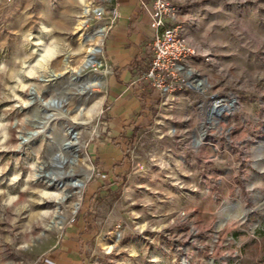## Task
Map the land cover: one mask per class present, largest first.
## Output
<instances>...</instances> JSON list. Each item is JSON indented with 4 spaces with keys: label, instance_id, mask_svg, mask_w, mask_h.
I'll return each mask as SVG.
<instances>
[{
    "label": "rangeland",
    "instance_id": "1",
    "mask_svg": "<svg viewBox=\"0 0 264 264\" xmlns=\"http://www.w3.org/2000/svg\"><path fill=\"white\" fill-rule=\"evenodd\" d=\"M112 1L0 0V264H264V0H181L205 55L191 61L198 88L158 93L140 123L134 114L118 126L109 82L87 99L69 81L82 56L63 67L81 34L111 17ZM87 6L103 13L84 16ZM99 59L88 75L108 69L109 79ZM213 93L237 102L209 124ZM51 99L65 115L43 131ZM81 110L90 123L74 127L79 152L63 170L92 175L58 229L44 220L55 205L42 178L60 174L55 153Z\"/></svg>",
    "mask_w": 264,
    "mask_h": 264
},
{
    "label": "crops",
    "instance_id": "2",
    "mask_svg": "<svg viewBox=\"0 0 264 264\" xmlns=\"http://www.w3.org/2000/svg\"><path fill=\"white\" fill-rule=\"evenodd\" d=\"M180 1L177 0L179 6ZM113 8L118 9L116 19L112 18ZM110 13L108 21L100 26L107 29L102 48L106 66L111 72L108 79L109 99L113 104L111 122L117 126L122 122L131 124L134 120L130 119L136 114V123H140L146 107L158 98L156 94L159 93L142 78L151 61L150 17L138 0H113Z\"/></svg>",
    "mask_w": 264,
    "mask_h": 264
},
{
    "label": "built area",
    "instance_id": "3",
    "mask_svg": "<svg viewBox=\"0 0 264 264\" xmlns=\"http://www.w3.org/2000/svg\"><path fill=\"white\" fill-rule=\"evenodd\" d=\"M140 7L150 17L151 38L149 48L151 61L142 78L156 89L162 98L170 99L176 93L198 88L197 81L191 79L194 72L192 60L205 57L191 42L182 22V9L177 0H138ZM99 13L98 15H101ZM118 9H112L116 19ZM106 34L107 29L105 27ZM233 94L213 93L207 107V122L229 117L236 109Z\"/></svg>",
    "mask_w": 264,
    "mask_h": 264
},
{
    "label": "bare ground",
    "instance_id": "4",
    "mask_svg": "<svg viewBox=\"0 0 264 264\" xmlns=\"http://www.w3.org/2000/svg\"><path fill=\"white\" fill-rule=\"evenodd\" d=\"M102 11L103 9L101 7L90 9L87 6L83 10V15L88 16L90 12H93L95 15H98ZM83 23L84 21L81 22V24ZM105 33L106 31H104V27L94 26L92 29H89L87 32L81 34V47L78 52L76 54L68 52L63 60V67L64 69H66L65 71H72L70 68H68V65L72 61V58L75 57V55L82 56L78 61V66L75 67L74 71L71 72L72 75L69 81H75L80 84L78 90L81 95L86 96L87 99L88 96L91 94L90 90L95 89L97 87H101L108 81V69L102 70V73L100 75H94L92 77L88 75V71L92 69L95 64L102 66V61L99 59V55L103 53V48L99 45V43L103 40ZM52 51L53 50H51V52ZM51 52L48 51V53H46L47 55L42 56V60L44 62L50 59V57H52L53 52ZM50 77L52 78L46 79L47 82H52L53 79L58 77V74H52L50 75ZM40 97L41 94H39L35 89L34 98L39 99ZM60 107H58L57 109L54 108V110H57L58 113H52L50 112V110L53 109V107L48 105V103L45 104L44 109L47 112V121H45L43 131L45 130V127L49 125L50 121L55 120L60 115H65L64 106L61 105ZM83 115L89 118V116L91 115V111L83 114L81 110L79 112L78 117H73L74 125L71 126L73 128L69 127L65 130L66 133L60 142L59 149L55 153V157H57L58 160L56 169L60 172V174L58 176H52L50 174H47L45 177L42 178L43 182L47 185L48 188L54 189V192L46 193L45 198L55 205V209L51 213H46V215H44V220H50L52 223L51 227H57L58 229H61L64 226L67 218V214L62 213L63 205L69 199H73L75 195L82 192V189L85 187L86 182L91 178L92 175L91 170L81 171V173H79L78 175H72L63 170V165L65 164L66 159L69 158L70 155H76L79 152V149L77 148L78 132L75 131L74 127L89 126V120H81V117H83ZM34 135L35 133L32 134V136ZM30 137L31 136L24 138L23 142H28ZM202 141L204 142V135H202ZM39 167V175L42 176V174L45 172L44 167ZM78 208L79 202L74 203L73 213H75Z\"/></svg>",
    "mask_w": 264,
    "mask_h": 264
},
{
    "label": "water",
    "instance_id": "5",
    "mask_svg": "<svg viewBox=\"0 0 264 264\" xmlns=\"http://www.w3.org/2000/svg\"><path fill=\"white\" fill-rule=\"evenodd\" d=\"M87 38V36H86ZM40 81L42 82H46V79L44 77L40 78ZM31 94L33 95V98L35 97V89L32 88ZM48 105L52 106L53 108H57L59 106V101L57 99H51L50 101H48ZM43 111L45 112L46 110L43 109ZM50 116V115H49Z\"/></svg>",
    "mask_w": 264,
    "mask_h": 264
}]
</instances>
